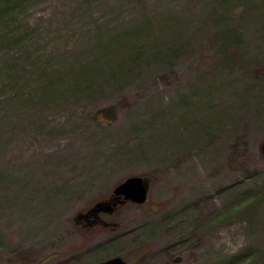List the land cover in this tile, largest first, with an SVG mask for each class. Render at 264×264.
Returning <instances> with one entry per match:
<instances>
[{"label":"rangeland","instance_id":"rangeland-1","mask_svg":"<svg viewBox=\"0 0 264 264\" xmlns=\"http://www.w3.org/2000/svg\"><path fill=\"white\" fill-rule=\"evenodd\" d=\"M263 143L264 0H0V264H264Z\"/></svg>","mask_w":264,"mask_h":264},{"label":"water","instance_id":"water-1","mask_svg":"<svg viewBox=\"0 0 264 264\" xmlns=\"http://www.w3.org/2000/svg\"><path fill=\"white\" fill-rule=\"evenodd\" d=\"M148 187L149 183L143 176H128L113 188L112 196L109 199L96 201L84 213H77L75 219L81 216L87 218L100 211L112 212L117 204H122L126 200L138 203L143 202L146 200ZM101 223L104 226L109 224L106 221H101ZM94 264H125V259L122 256L116 255Z\"/></svg>","mask_w":264,"mask_h":264},{"label":"flooded vegetation","instance_id":"flooded-vegetation-1","mask_svg":"<svg viewBox=\"0 0 264 264\" xmlns=\"http://www.w3.org/2000/svg\"><path fill=\"white\" fill-rule=\"evenodd\" d=\"M110 197V196H109ZM126 202V201H125ZM120 204H117L116 207H118ZM115 207V208H116ZM86 211V210H85ZM84 211V212H85ZM84 212H80V213H84ZM107 213H110V212H104V211H100L98 213H96L95 215L93 216H89V217H84V216H81L80 218L78 219H75L77 222H80V221H84V224L85 225H92V224H96V223H101V221H104L101 217V214H107ZM109 223L107 226H110L111 223L110 222H107Z\"/></svg>","mask_w":264,"mask_h":264}]
</instances>
